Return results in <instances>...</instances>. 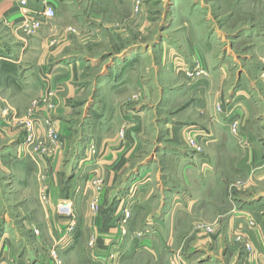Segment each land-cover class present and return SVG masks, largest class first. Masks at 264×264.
I'll list each match as a JSON object with an SVG mask.
<instances>
[{"label": "crops", "instance_id": "1", "mask_svg": "<svg viewBox=\"0 0 264 264\" xmlns=\"http://www.w3.org/2000/svg\"><path fill=\"white\" fill-rule=\"evenodd\" d=\"M34 1L54 6L56 16L23 37L19 0H0V262L55 264L53 250L63 264H172L177 255L179 264H252L236 241L243 235L264 264V66L237 55L233 43L250 36L219 30L215 37L210 16L192 17L193 8L171 0L170 19L148 46L147 0L138 14L135 0H91L89 16L80 0ZM126 3L128 12L120 11ZM120 13L130 15L140 34L127 33L117 52L106 47L105 34L114 31L110 15ZM259 35L252 36L260 42L253 49L264 56ZM182 62L206 72L182 78L173 66ZM88 70L96 76L92 90ZM48 88L56 92L63 136L53 151L42 122L30 144L19 123L31 99ZM218 99L226 110L214 115L211 103ZM156 106L165 130L158 134L151 131ZM82 109L92 119L78 140L70 119ZM190 125L212 139L203 152L186 147L181 128ZM94 174L105 181L97 212L90 208ZM67 198L75 211L70 232L53 209ZM199 219L219 220V228L201 236L192 231ZM149 230L156 231L153 238L137 237Z\"/></svg>", "mask_w": 264, "mask_h": 264}, {"label": "rangeland", "instance_id": "2", "mask_svg": "<svg viewBox=\"0 0 264 264\" xmlns=\"http://www.w3.org/2000/svg\"><path fill=\"white\" fill-rule=\"evenodd\" d=\"M80 2H81V4H83V7L85 8L86 14H84V15L89 16L91 13V4H92L91 0H80ZM142 3H143L142 0H135V5L133 7V13L134 14L139 13V11L141 10ZM145 3L148 5L147 13H148L149 22L151 23V25H149V29L147 30V35H146L148 46H150V45H152L154 40H156L157 33L159 32L161 25L167 19L168 20L170 19V13L168 12L170 9L168 10V7L170 6L171 0H147V2H145ZM180 3L183 4V6H182L183 9H184V6H185V8H187V7L193 8L194 11H191L192 17H196V18H199L200 20H203L204 16H206V17L210 16L209 22L211 23V27L213 28V30L215 32L213 34H216L215 37H219V35H220V32H218L219 30H222L226 34H229V37H230V34L235 33L237 30H241V32H244L243 33L244 35H245V33H247L250 36V37H248L249 40H240L238 38H233V40H234L233 43H235L234 44L235 53H237V55L238 54H248L251 59L258 61L261 65L264 66V56L261 55V52L257 51L258 48H257V50L253 49L257 43L260 45V42H257V39L256 38L253 39V37H252L253 35L255 37H257L256 34L258 33V35L260 34L259 36L261 38V42L264 41V0H178L176 2V4H180ZM128 5L129 4L126 3L124 6H121L122 9L120 11L128 12V9H129ZM110 19H112V20L115 19V23L111 24V27L114 31H111V30L109 31V29H107V32L105 31L107 33V34H105V36L106 35L109 36V42L107 43L106 47H109V49H114L117 52H119L123 49L124 43H127V41L124 40V38L128 36L127 33H130L132 36H138L140 34V32L132 28V26H131L132 22L130 21L131 20L130 15L128 16V14L120 13V14L115 15V17H113V15H110ZM134 20H135V18H133V21ZM68 29H69L70 33L78 34V30L71 28V27H69ZM39 31H40V29L36 33H34L32 36L36 35ZM82 31L83 30H81L80 35H83ZM110 32H114V35H111ZM166 34L170 36L171 33H170V31L167 30ZM54 35L56 36V34H54ZM84 36H85V34H84ZM260 50H261V48H260ZM157 52L158 51H156V53ZM91 53H93V52H91ZM251 54H253V55H251ZM240 61L242 64L245 65V61H243V60H240ZM150 64H152V61L149 62V68H152V65H150ZM166 64H167V66L168 65L170 66V63L168 61L165 62V65ZM174 64L175 65H173V66H174L175 73L182 78L187 77L185 79L193 78L194 73H196V74L200 73L201 74V73L206 72L205 69L200 68V66H198L199 69L194 72L187 65V63L182 62V63H174ZM154 65H155V63H154ZM158 68H159L158 71L163 70L160 67H158ZM155 69H156L155 66H153V68L150 70V73H149V74H151L150 78L152 81H154V79L156 77ZM185 72L191 73L192 75L191 76L186 75ZM263 73H264V67H263L262 72L259 76V79H260L259 81H262L264 83V78L262 77ZM89 76L90 77H87L86 80H88L89 83L91 84V90H92L94 87L92 85L93 84L92 82L94 81V78L96 77L93 70L89 71ZM232 80H234V78H232ZM48 89H46L45 92H47ZM51 91L55 94L54 95V98H55L56 97L55 90H53L51 88ZM45 95H46V93H45ZM45 95L42 94V95H39L38 97L35 96L34 98H32L30 103L27 106L26 114L23 115L21 117V119H23L27 116L29 109L33 105V102L35 100L42 99ZM54 98L51 99V102H53V101L55 102ZM227 101H228V99H227ZM150 103H152V101H149V104ZM153 103H154V105L155 104L157 105V99H156V101H153ZM211 105L213 106V110L215 112L214 115L219 114V113L223 112L224 110H226L225 109V102H223L222 100H219V99L218 100H212ZM172 109H170V112L172 111ZM218 109H221L222 111L218 110ZM55 111H57V108L55 109ZM85 111L86 110H84V109H82L81 111L75 110L71 116V119H70L72 129L75 133V136H76V138L79 137L78 140H82V139L84 140V137H86L85 136L86 131H88V132L90 131V125H91L90 120L92 118L90 116H88L89 111L87 110V114H85ZM154 114L157 116V119L154 120L155 123L152 125L153 127H152L151 131L154 133L156 132L157 134L165 132V130L162 129L163 124L161 123V121H159V117L162 114L159 111V109L157 108V106L154 109ZM165 115H167V113L164 114V116ZM153 117H154V115H153ZM38 122H42L44 124L46 138L48 139V137H47V127L48 126L43 119L38 117L36 122H35V134H34L32 142H34V140L38 138V134H37V131H38L37 123ZM190 126H193V125H190ZM186 127H189V126H185V127L181 128L182 133ZM237 129H238V125H237V121H235L234 123H232V132L234 134H237ZM122 131H123V129L121 130V132ZM26 135H27V131L25 133V138H24L25 142H27L29 144L32 143V142H28L26 140ZM62 138H63V136H62ZM185 138H186V136H185ZM185 142L187 145L186 147H189V148L192 147V145L187 143V138H186ZM3 143H4V141L0 140V147L3 145ZM73 143H74V140H73ZM49 144H50V148L55 147L53 145L54 143L51 144L50 141H49ZM206 147L207 146H203V151ZM27 150H30V148H28ZM250 221H249V223H250ZM219 225H220L219 220L213 221V222H207L203 219H199L198 221L194 222L192 231H195V233L201 234V236H203V235L205 236L207 234H211V233L216 232V230L219 228ZM36 230L38 231V233ZM34 233L39 234V230L34 229ZM245 239L246 238L243 235H239L236 237V241H238L239 243H242L244 245V248L246 249V252H247L248 261H250L252 264H254L255 261H254V258H253V260L250 258V252H249L248 246H250V249L255 251V253H257V251ZM50 255H52V259L54 260L55 264H63L59 254L56 251L52 250ZM0 259H1V256H0ZM0 264H4V263L0 262Z\"/></svg>", "mask_w": 264, "mask_h": 264}, {"label": "built area", "instance_id": "3", "mask_svg": "<svg viewBox=\"0 0 264 264\" xmlns=\"http://www.w3.org/2000/svg\"><path fill=\"white\" fill-rule=\"evenodd\" d=\"M18 14V22L17 29L22 33L23 37L32 36L36 33L45 21H48L56 16V8L46 1L43 2V8L36 5L34 0H19V6L17 10ZM10 25V24H8ZM186 73V72H185ZM186 75L191 76V73H186ZM264 78V73L262 74ZM54 93L49 88L46 92V95L42 99L35 100L33 102L32 107L29 109L28 114L25 118L19 120V123L22 127L27 131L26 140L28 142L33 141V137L35 134V122L38 117L43 119L47 124V137L49 141L54 143V146L60 144L62 140V133L60 131V126L57 122L55 116L56 103L51 99L54 98ZM45 106L44 109H42ZM221 110V109H218ZM222 111V110H221ZM124 131L121 132L123 134ZM184 135L187 138V143L192 145L191 149L195 152L199 153L203 151V146H207L211 143L212 139L208 132H206L200 126H189L183 130ZM55 147H51L50 149L53 151ZM105 186V181L103 177L99 174H94L93 178H91V187L94 190V197L90 202L91 210L97 212L99 210L98 197L101 195ZM41 199L44 203L49 201L48 197V188L45 187L41 190ZM53 209L55 214L61 218L67 219L69 221L66 229L70 232L73 230L74 222H75V211H74V201L71 198L61 199L56 201L53 204ZM250 224L255 226V221L251 219ZM37 231V230H36ZM126 232V231H123ZM38 233V231H37ZM156 235L155 230L146 231V233L138 234V238H153ZM95 239L90 240V245H94ZM250 258L254 261V264H260L257 261V253L250 249ZM112 253L110 257L114 256ZM180 258L177 255L173 260L172 264H179Z\"/></svg>", "mask_w": 264, "mask_h": 264}]
</instances>
